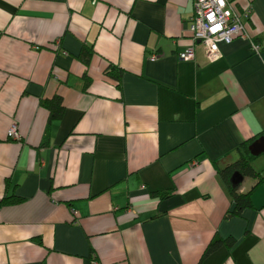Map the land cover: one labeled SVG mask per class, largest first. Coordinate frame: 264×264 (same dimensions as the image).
Wrapping results in <instances>:
<instances>
[{
	"label": "crops",
	"instance_id": "obj_1",
	"mask_svg": "<svg viewBox=\"0 0 264 264\" xmlns=\"http://www.w3.org/2000/svg\"><path fill=\"white\" fill-rule=\"evenodd\" d=\"M234 1L211 61L192 0H0V264H264V181L227 216L220 174L264 135V0Z\"/></svg>",
	"mask_w": 264,
	"mask_h": 264
},
{
	"label": "built area",
	"instance_id": "obj_2",
	"mask_svg": "<svg viewBox=\"0 0 264 264\" xmlns=\"http://www.w3.org/2000/svg\"><path fill=\"white\" fill-rule=\"evenodd\" d=\"M193 14L189 21V31L193 43L200 44L209 60L220 57L219 43L229 42L234 37H247L243 18L249 10L240 13L235 8L234 0H192ZM257 50V45H252ZM193 46L179 53V58L188 60L193 57ZM8 136L19 139V134L12 127ZM92 264H97L93 261Z\"/></svg>",
	"mask_w": 264,
	"mask_h": 264
},
{
	"label": "trees",
	"instance_id": "obj_3",
	"mask_svg": "<svg viewBox=\"0 0 264 264\" xmlns=\"http://www.w3.org/2000/svg\"><path fill=\"white\" fill-rule=\"evenodd\" d=\"M88 54H89V50H85V55H88ZM106 72L110 76H114L116 78H119L120 69L115 67V66L110 65L107 68ZM41 104L49 110L51 118H57L60 116L61 111H62V106H61V100L59 97H53L51 99H46V100L43 99V100H41ZM261 134H264V133H261ZM255 138H257V137H254L250 141H246L245 143H243L241 145L242 154L238 160H236L235 162H233L229 166H226L225 168L220 170V174L223 177V180L225 181V183L227 184V187L229 189V193L231 195V198H232V201L234 204L232 209L230 211H228L227 216L240 214L244 208L249 207L251 205L250 197H249L250 191L256 185V183H255V185H252L248 191L239 192L238 189H239L240 185L242 184V182L244 181L245 178H247V177L255 178L257 180V182L264 181V176H261V174H259V172H257L252 167L251 160L254 156H252L248 151V145ZM235 171L239 172V174L242 176L241 181L236 186H234L231 182V175ZM4 202L12 203V202H15V199L7 197L4 199ZM231 242H232L231 239L227 240V244H230ZM213 248H214L213 246L207 247L205 249V251L203 252V254H202V256H201V258L197 264H200V262L204 258V256H206Z\"/></svg>",
	"mask_w": 264,
	"mask_h": 264
},
{
	"label": "water",
	"instance_id": "obj_4",
	"mask_svg": "<svg viewBox=\"0 0 264 264\" xmlns=\"http://www.w3.org/2000/svg\"><path fill=\"white\" fill-rule=\"evenodd\" d=\"M248 150L252 156H257L261 153H264V135H261L253 140L249 144ZM241 179L242 176L237 171L233 172L231 175V182L234 186H236L241 181ZM214 240H217V236L214 238Z\"/></svg>",
	"mask_w": 264,
	"mask_h": 264
}]
</instances>
